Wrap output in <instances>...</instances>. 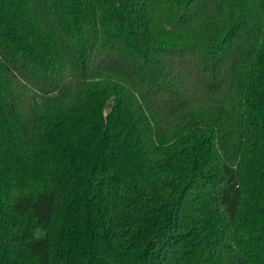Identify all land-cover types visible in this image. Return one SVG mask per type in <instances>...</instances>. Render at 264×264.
Instances as JSON below:
<instances>
[{
	"label": "trees",
	"instance_id": "trees-1",
	"mask_svg": "<svg viewBox=\"0 0 264 264\" xmlns=\"http://www.w3.org/2000/svg\"><path fill=\"white\" fill-rule=\"evenodd\" d=\"M0 264H264V0H0Z\"/></svg>",
	"mask_w": 264,
	"mask_h": 264
}]
</instances>
